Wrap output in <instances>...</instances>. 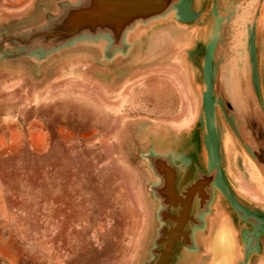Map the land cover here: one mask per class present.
<instances>
[{
    "label": "rangeland",
    "instance_id": "obj_1",
    "mask_svg": "<svg viewBox=\"0 0 264 264\" xmlns=\"http://www.w3.org/2000/svg\"><path fill=\"white\" fill-rule=\"evenodd\" d=\"M85 1L0 0V264L155 263L166 225L152 160L180 159L175 144L192 126L187 139L196 149L212 147L194 126L210 118L209 103L178 104L179 90L152 88L147 56L135 77L112 47L96 57L88 39L25 46ZM256 74L250 89L240 72L249 86L241 90H254L264 110V23ZM217 103L239 139L225 156L236 177L264 194V170L239 135L240 114ZM178 251L175 263H183Z\"/></svg>",
    "mask_w": 264,
    "mask_h": 264
},
{
    "label": "crops",
    "instance_id": "obj_2",
    "mask_svg": "<svg viewBox=\"0 0 264 264\" xmlns=\"http://www.w3.org/2000/svg\"><path fill=\"white\" fill-rule=\"evenodd\" d=\"M262 23L264 0H177L165 15L129 29L120 48L110 37L90 40L96 57L112 47L121 61L132 65L129 72L135 77L142 73V57L147 56L152 88L179 90L178 104H203L206 110L209 103L210 118L201 116L194 126L201 140H210L211 149L203 145L196 149L187 139L193 126L175 144L183 154L175 157L179 194L201 183L193 202L199 212L190 216L187 237L177 243L172 264H255L260 259L264 264V194L236 177L230 156H225L228 142L237 146L239 139L228 116L218 115L217 103L222 102L218 87L226 90L225 65L229 73L237 71L231 76L232 88L241 85L240 66L251 85H259L256 54ZM148 34L150 50L144 53ZM240 42L245 45L238 50ZM170 141L164 136V143ZM178 248L186 253L183 263H175Z\"/></svg>",
    "mask_w": 264,
    "mask_h": 264
},
{
    "label": "water",
    "instance_id": "obj_3",
    "mask_svg": "<svg viewBox=\"0 0 264 264\" xmlns=\"http://www.w3.org/2000/svg\"><path fill=\"white\" fill-rule=\"evenodd\" d=\"M177 0H86L84 4L69 11L66 18L49 30L28 39L25 46L39 44L47 49L71 43L77 39L98 40L110 37L113 45L119 47L124 41L126 32L140 22H148L165 15ZM235 43V42H233ZM23 45L22 42H20ZM236 88L240 92L241 105L238 108L243 125H240L239 135L249 148L257 164L264 170V110L254 90L252 95L244 94L241 88L249 86L242 84ZM253 87L252 85L249 87ZM222 102L227 106V112H234L233 101L229 99L224 89L218 87ZM236 113V112H235ZM237 114V113H236ZM244 126V127H243ZM247 130V132H246ZM156 175L165 183L164 189L155 188L156 197L163 201V205L183 207L180 218H172L176 226L168 231H162V238L158 245L164 248L158 250L159 258L153 264H172L177 243L187 237L184 228L189 220L190 211L201 181L193 184L182 195L177 190V169L167 157H156L152 160ZM163 221H169L167 210H162ZM168 238L165 239L164 237Z\"/></svg>",
    "mask_w": 264,
    "mask_h": 264
},
{
    "label": "flooded vegetation",
    "instance_id": "obj_4",
    "mask_svg": "<svg viewBox=\"0 0 264 264\" xmlns=\"http://www.w3.org/2000/svg\"><path fill=\"white\" fill-rule=\"evenodd\" d=\"M172 162V161H171ZM174 164V167H176V162L173 160L172 162ZM156 179H157V182L155 184V188L157 189H164L165 188V183L163 181V179L161 177H159L158 175H156ZM156 193V192H155ZM181 195V194H179ZM183 195V194H182ZM183 198H185V196H182ZM158 199V198H157ZM161 203V209L164 210L166 209L167 210V213L169 215V221L167 223L164 222V224L166 225V229L168 231H170L172 228H174L176 226V223L172 220V218H180L181 217V212L183 211V207H181V205L179 204L178 206H174V205H169L168 207H165L163 205V201L158 199ZM199 212V209L196 208V206L193 204L192 208H191V211H190V216L193 214L195 215L196 213ZM188 223H190L188 221ZM186 224L184 230H186V227L187 226H190V224ZM165 239H167L168 237L165 236L164 237ZM183 239H181L180 241H182ZM179 241V242H180ZM161 248H164V245L161 247Z\"/></svg>",
    "mask_w": 264,
    "mask_h": 264
},
{
    "label": "bare ground",
    "instance_id": "obj_5",
    "mask_svg": "<svg viewBox=\"0 0 264 264\" xmlns=\"http://www.w3.org/2000/svg\"><path fill=\"white\" fill-rule=\"evenodd\" d=\"M246 8V7H245ZM237 9V8H236ZM242 9H243V7H242ZM231 10V9H230ZM241 10V9H240ZM245 10H247V9H245ZM242 11V10H241ZM240 11V12H241ZM244 11V10H243ZM245 13H246V11H245ZM241 14V13H240ZM248 15V14H247ZM246 17V16H245ZM244 43L243 42H241V43H239V45H238V50H241L243 47H244ZM239 55H240V51H239ZM238 64L239 65H241L242 64V61H241V58H239V62H238ZM239 69V68H238ZM236 70H234V72L233 73H229V70H228V67H227V65H225L224 67H223V73H222V78H223V82H224V84H225V87H226V90H227V92H228V94H229V96L231 97V99H232V101H233V104H234V106H235V108H236V110H237V116L239 115V111H238V108L240 107V105H241V102H239L240 101V92H239V90H237V89H235V88H232V86H231V76H234V74L235 75H237V71L235 72ZM239 71L241 72V66H240V69H239ZM239 73V72H238ZM231 74H233V75H231ZM239 75H240V73H239ZM241 76V75H240ZM215 149V148H214ZM215 151V150H214ZM208 156H209V154H208ZM213 157V156H212ZM211 157V158H212ZM222 223V222H221ZM221 226V225H220ZM182 259V258H181Z\"/></svg>",
    "mask_w": 264,
    "mask_h": 264
}]
</instances>
